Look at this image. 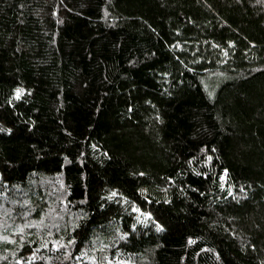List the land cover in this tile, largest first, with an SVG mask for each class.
Wrapping results in <instances>:
<instances>
[{
  "label": "trees",
  "instance_id": "1",
  "mask_svg": "<svg viewBox=\"0 0 264 264\" xmlns=\"http://www.w3.org/2000/svg\"><path fill=\"white\" fill-rule=\"evenodd\" d=\"M21 261L264 264V0H0Z\"/></svg>",
  "mask_w": 264,
  "mask_h": 264
},
{
  "label": "snow or ice",
  "instance_id": "2",
  "mask_svg": "<svg viewBox=\"0 0 264 264\" xmlns=\"http://www.w3.org/2000/svg\"><path fill=\"white\" fill-rule=\"evenodd\" d=\"M20 93H21V89L17 88V89L15 90V95H16V98H17V99L20 98ZM7 131L10 132L11 129H7ZM208 159L211 160L212 157L209 156ZM225 172H227V170H225ZM221 178L223 179V177H221ZM141 191H144V190L142 189ZM113 195H114V193H113ZM109 198H111V196H110ZM137 211H139V209H137ZM145 215H147V216H151V213H145ZM133 227H135V225H133ZM157 228H158V229H162V228H163V225L157 223ZM18 231L22 232L23 229L20 228V229H18ZM125 235H126V234H125ZM70 243H71V241H70ZM42 246H43V247H47L48 245L45 243V244H43ZM253 247H255V245H253ZM20 264H23V262L21 261Z\"/></svg>",
  "mask_w": 264,
  "mask_h": 264
}]
</instances>
